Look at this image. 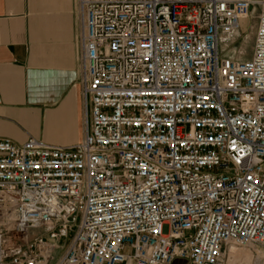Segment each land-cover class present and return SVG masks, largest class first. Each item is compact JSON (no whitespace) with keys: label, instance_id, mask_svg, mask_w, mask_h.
Wrapping results in <instances>:
<instances>
[{"label":"built area","instance_id":"2783aa9c","mask_svg":"<svg viewBox=\"0 0 264 264\" xmlns=\"http://www.w3.org/2000/svg\"><path fill=\"white\" fill-rule=\"evenodd\" d=\"M255 7L253 54L233 58ZM77 14L83 133L0 138V264H264V0Z\"/></svg>","mask_w":264,"mask_h":264},{"label":"crops","instance_id":"0c3cea01","mask_svg":"<svg viewBox=\"0 0 264 264\" xmlns=\"http://www.w3.org/2000/svg\"><path fill=\"white\" fill-rule=\"evenodd\" d=\"M78 33L77 0H0V138L57 145L81 138Z\"/></svg>","mask_w":264,"mask_h":264},{"label":"rangeland","instance_id":"374dc122","mask_svg":"<svg viewBox=\"0 0 264 264\" xmlns=\"http://www.w3.org/2000/svg\"><path fill=\"white\" fill-rule=\"evenodd\" d=\"M258 13L259 8L255 7L250 20L249 24L246 27V29H243L229 44L228 46V55H230L233 58L237 59H249L254 51V40H255V34H256V28H257V22H258ZM242 251L239 252V254ZM237 255L238 258L240 255ZM245 257L244 261H250L251 257L249 252H244ZM236 256V257H237ZM237 258V259H238ZM232 261H229L227 264H229Z\"/></svg>","mask_w":264,"mask_h":264},{"label":"bare ground","instance_id":"6f19581e","mask_svg":"<svg viewBox=\"0 0 264 264\" xmlns=\"http://www.w3.org/2000/svg\"><path fill=\"white\" fill-rule=\"evenodd\" d=\"M235 250H236L235 247H232V248L230 249L231 252H236Z\"/></svg>","mask_w":264,"mask_h":264}]
</instances>
